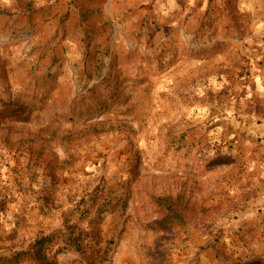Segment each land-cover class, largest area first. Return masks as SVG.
<instances>
[{"label":"rangeland","instance_id":"374dc122","mask_svg":"<svg viewBox=\"0 0 264 264\" xmlns=\"http://www.w3.org/2000/svg\"><path fill=\"white\" fill-rule=\"evenodd\" d=\"M14 2L0 0V54L18 94L40 102L46 74L57 78L43 110L0 123V255L43 232L61 242L64 220L79 221L75 202L97 186L117 205L102 224L99 264L264 254V35L250 20L219 0L198 12L181 1L172 14L165 2L162 16L133 20L77 15L76 0H32L27 12ZM180 191L213 211L177 230L153 227L147 194Z\"/></svg>","mask_w":264,"mask_h":264},{"label":"trees","instance_id":"16d2710c","mask_svg":"<svg viewBox=\"0 0 264 264\" xmlns=\"http://www.w3.org/2000/svg\"><path fill=\"white\" fill-rule=\"evenodd\" d=\"M14 3L17 9L27 12L31 8L32 0H15ZM68 14L69 12L65 11L60 17L61 20L68 17ZM2 45L6 47L8 44L3 43ZM84 53L83 60L88 62H91L96 54V52L91 53L89 50ZM9 63L8 58L0 54V76L5 85V94L0 98V123L4 118L28 121L33 109L39 107L43 110L45 108V100L49 97L50 91L54 87L53 82L57 78V74H46V85H52L49 88L50 90L43 94L42 100L36 102V98H32L34 96H28L24 93L14 95L10 91L6 68ZM147 197L148 200L143 202L145 206L151 207V211L147 215L157 216L158 224H154L153 227L164 231L184 228L198 215L208 214L214 209L200 204L184 191L163 194L149 193ZM88 199L92 201L90 208L86 206ZM37 200L39 201V212L47 213L46 208L49 209L51 203L50 197L45 195L37 198ZM75 206V213L78 215L79 221L64 220L63 227L61 228V242H55L52 245L55 237L51 234L40 233L26 248L14 249L15 251H12L8 255L1 254L0 264H22L25 259H30L35 264H59L56 256L61 252L69 251L78 253L76 259L80 264H99L104 260L101 256V244L103 241L102 224L105 217L116 210L117 205L111 198L105 196V193L99 194V187L97 186L79 202H75ZM83 221H86L85 227L81 226V222ZM86 240H89L88 244L83 243ZM212 246L215 249L217 257L228 260V256L223 254L218 246L215 244H212ZM49 249L52 250L53 257L49 255ZM161 257H168L166 249L161 253ZM241 264H264V254L254 255L251 260L242 262Z\"/></svg>","mask_w":264,"mask_h":264},{"label":"crops","instance_id":"0c3cea01","mask_svg":"<svg viewBox=\"0 0 264 264\" xmlns=\"http://www.w3.org/2000/svg\"><path fill=\"white\" fill-rule=\"evenodd\" d=\"M185 1L186 4H191V9L202 11L207 8L208 4L213 0H76L77 15L82 12L91 10L103 19H141L147 14L158 13L161 15V9L165 4L169 3V12L175 13L180 8V2ZM222 3L231 4L236 11H239L240 16L250 20L251 32L253 35H264V0H219ZM166 2V3H165ZM174 8V9H172ZM95 16V15H94ZM162 16V15H161ZM194 17V16H193ZM2 44V43H1ZM8 82L10 91L16 95L21 90V85L17 84L10 75V63L7 65ZM5 94V85L0 78V98ZM46 233V232H43ZM49 255L53 257L52 250L49 249Z\"/></svg>","mask_w":264,"mask_h":264}]
</instances>
